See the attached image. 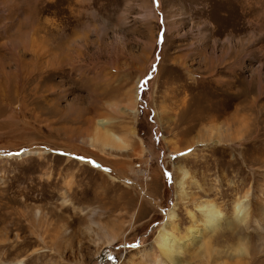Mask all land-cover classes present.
<instances>
[{"label": "rangeland", "instance_id": "1", "mask_svg": "<svg viewBox=\"0 0 264 264\" xmlns=\"http://www.w3.org/2000/svg\"><path fill=\"white\" fill-rule=\"evenodd\" d=\"M263 113L264 0H0V264H156L179 168L226 215L264 182ZM213 238L181 264H238Z\"/></svg>", "mask_w": 264, "mask_h": 264}, {"label": "bare ground", "instance_id": "2", "mask_svg": "<svg viewBox=\"0 0 264 264\" xmlns=\"http://www.w3.org/2000/svg\"><path fill=\"white\" fill-rule=\"evenodd\" d=\"M261 100H263V98ZM131 113L136 115V111H132ZM104 122L105 121H101V123ZM220 130V139L218 138L219 140L216 142L219 147L222 146L224 140H226L224 137L225 132H220ZM251 133L253 132L249 131V135ZM105 135L108 138L111 137L118 143L122 142L119 137L111 132H106ZM237 161L238 159L234 158L231 162L229 161V164H237ZM178 174L179 175L175 177V189L178 202L185 204L193 202L194 205V210H189L187 213L190 225L185 228V234L183 235L179 224H176V206L178 203L174 205L173 208L168 211L164 225L160 228L155 239L158 255L155 256L153 262L156 264H181L180 256L183 255L184 252H187L189 248L197 244H202L204 247L207 244V240H213V237L223 235L229 239H233V241H237V243L235 242V244L232 245L230 250L231 255L237 258L239 263L236 262L238 264H256L255 261L257 260H253L255 258L254 254L247 259L249 250H247L246 241L241 235L242 232L251 230L257 237H261L264 240V182L254 183L251 187L246 189V191L245 182H242L243 184L240 185L232 183L233 185L229 187V190L230 188L233 189V192L238 190L240 194L235 196L233 200H230L231 198L229 199V207L231 206L230 215H226V212H223L222 207H219L216 201L203 200L200 194H196V196L190 199V196L186 193V186L192 176H190L189 171L184 168H179ZM195 184L202 190L201 194L208 197L206 193L210 189L206 190V186L202 187L198 182ZM219 186L221 188L223 185L220 184ZM227 192L228 191H226V193ZM233 192H231L230 195H232ZM114 241L115 238H110L108 240L109 243H113ZM243 259H247L246 263Z\"/></svg>", "mask_w": 264, "mask_h": 264}]
</instances>
